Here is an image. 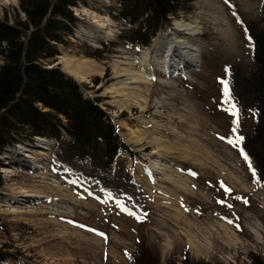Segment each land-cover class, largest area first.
<instances>
[{
    "label": "rangeland",
    "instance_id": "374dc122",
    "mask_svg": "<svg viewBox=\"0 0 264 264\" xmlns=\"http://www.w3.org/2000/svg\"><path fill=\"white\" fill-rule=\"evenodd\" d=\"M191 3L178 17L169 16L170 27L164 25L146 48L127 47L120 40L123 24L115 18L116 0L70 6L74 22H67L69 33L61 42L52 41L53 57L39 61L75 81L83 98L108 115L128 147L118 150L114 166L130 175L143 213L57 165L54 140L18 141L2 156L0 167V249L7 254L0 264H131L138 240L158 264H250V254L264 260V180L252 178L239 141L229 143L239 137L237 128L252 134L254 115L237 121L222 85L226 66L247 70L251 65L250 40L239 22L262 25L261 0ZM24 19L19 0L0 4V20ZM176 20L198 24L194 37L202 46L199 63L169 82L154 57L160 34ZM145 49L156 77L137 83L138 103L125 105L107 89L125 79L116 75L117 66L147 71L141 62ZM65 54L102 63L103 74L73 79L60 62ZM40 150L41 157H31V151ZM156 162L164 171H153Z\"/></svg>",
    "mask_w": 264,
    "mask_h": 264
},
{
    "label": "trees",
    "instance_id": "16d2710c",
    "mask_svg": "<svg viewBox=\"0 0 264 264\" xmlns=\"http://www.w3.org/2000/svg\"><path fill=\"white\" fill-rule=\"evenodd\" d=\"M78 1L19 0L25 19L12 24L0 20V167L2 156L18 141L33 143L37 137L54 140L51 153L57 165L98 186L106 195L130 204L142 215L130 175L121 174L114 166L118 150L128 147L120 141L108 115L93 100L83 98L75 81L39 61L56 54L52 41L61 42L69 33L67 22H74L70 6ZM116 1L115 18L123 24L120 40L127 47L146 48L164 25L171 24L169 16L178 17L180 11L189 10L193 0ZM260 13L262 25L255 20L239 22L250 40L251 65L247 70L239 65L226 66L223 79L228 81L232 96L225 104L228 108L235 104V119L240 121L247 113L254 115L252 134L237 128V135L244 138L238 143L249 158L256 183L264 180V0ZM64 136L67 140H62ZM2 184L0 172V187ZM137 242L131 264H158L143 240ZM6 256L0 249V262ZM249 260L250 264H264L256 254H250Z\"/></svg>",
    "mask_w": 264,
    "mask_h": 264
},
{
    "label": "bare ground",
    "instance_id": "6f19581e",
    "mask_svg": "<svg viewBox=\"0 0 264 264\" xmlns=\"http://www.w3.org/2000/svg\"><path fill=\"white\" fill-rule=\"evenodd\" d=\"M10 0H0V4H5ZM16 2V0H13ZM99 17V15L97 14ZM100 27L104 28L105 23L101 19ZM103 22V23H102ZM170 27V26H169ZM200 27L198 24H192L187 21L176 20L174 26L167 28L166 31L160 34V42L158 51L154 57L156 68L160 69L169 77V82L173 77L187 73L189 68H192L200 61L201 43L194 36L199 33ZM158 37V39L160 38ZM144 57L141 62L147 63L150 58L149 50L145 49ZM60 62L64 70L69 72L70 76L75 80H86L92 74H103L104 66L102 63L90 58H77L68 54L61 56ZM147 65V71L136 70L134 67H119L117 66L116 75L125 76V79L120 81V85L113 84L108 87L110 92L117 100L125 105H135L138 103L137 83H148L155 79L156 68L150 64ZM66 73V72H65ZM168 82V81H167ZM136 130H132L135 134ZM140 135V134H139ZM135 135L136 139H141V136ZM140 137V138H139ZM47 141L46 138H39ZM51 141V140H50ZM44 153L40 151H31L32 158L41 157ZM164 166L160 162L153 165L154 172L164 171Z\"/></svg>",
    "mask_w": 264,
    "mask_h": 264
},
{
    "label": "snow or ice",
    "instance_id": "6c2138e0",
    "mask_svg": "<svg viewBox=\"0 0 264 264\" xmlns=\"http://www.w3.org/2000/svg\"><path fill=\"white\" fill-rule=\"evenodd\" d=\"M224 88H223V93H224V97H225V103H228L229 101L232 100V96L230 93V88L228 87V81L224 80L222 81ZM229 111H232L233 114H236L235 112V104H232L231 107L229 108ZM233 131L235 132V129H233ZM244 138L243 137H237L235 140H229V143H237L238 141H242ZM247 155L245 154V159H247ZM227 192H231V189H227ZM221 203H225V201H220ZM101 235H104L103 233H101Z\"/></svg>",
    "mask_w": 264,
    "mask_h": 264
},
{
    "label": "water",
    "instance_id": "95a60500",
    "mask_svg": "<svg viewBox=\"0 0 264 264\" xmlns=\"http://www.w3.org/2000/svg\"><path fill=\"white\" fill-rule=\"evenodd\" d=\"M42 142H43V143H46L47 141H45V140H42Z\"/></svg>",
    "mask_w": 264,
    "mask_h": 264
}]
</instances>
